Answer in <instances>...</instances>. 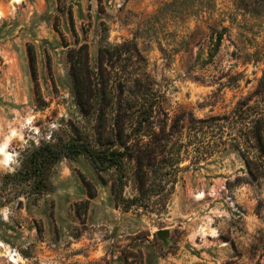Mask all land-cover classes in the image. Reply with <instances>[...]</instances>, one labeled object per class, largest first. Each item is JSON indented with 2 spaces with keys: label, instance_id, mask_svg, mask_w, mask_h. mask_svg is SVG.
Instances as JSON below:
<instances>
[{
  "label": "rangeland",
  "instance_id": "374dc122",
  "mask_svg": "<svg viewBox=\"0 0 264 264\" xmlns=\"http://www.w3.org/2000/svg\"><path fill=\"white\" fill-rule=\"evenodd\" d=\"M101 42L130 44L113 107L133 106L117 119L155 149L154 171L128 164L119 181L77 154L38 176L39 147L75 130L94 143L69 56L86 44L95 70ZM263 89L264 0H0V264H264V179L241 154L256 152L242 111Z\"/></svg>",
  "mask_w": 264,
  "mask_h": 264
},
{
  "label": "trees",
  "instance_id": "16d2710c",
  "mask_svg": "<svg viewBox=\"0 0 264 264\" xmlns=\"http://www.w3.org/2000/svg\"><path fill=\"white\" fill-rule=\"evenodd\" d=\"M122 49L127 52L132 50L129 43L112 46L107 42H101L98 50V65L95 70L90 66L86 44L80 47L78 56H73V54L69 56L71 57L70 74L75 87L77 103L85 117L94 118L96 121L94 127L95 140L93 143L88 137L81 135L79 130H75L73 132L75 136L64 143L59 142V145L49 143L39 147L34 151L31 158V161L35 163V173L38 176L46 169L52 168L54 164L63 158L73 157L77 154H86L99 173L115 168L121 173L119 181L127 173L128 164L133 166L132 171L138 177L141 175L148 176L151 171H154L151 168L157 162L156 157L153 156L155 149H147L146 145L138 138H132L131 135L126 133L125 126L120 124L117 119L126 114L125 108L132 109L133 106L125 107L118 104L115 109L113 107L114 97L112 95L111 86H113V82L111 76L116 72L115 57L117 58V53ZM31 69L33 75L36 76L35 61L32 58ZM135 82L138 86H143V83H147V78L142 74L141 77L136 78ZM99 98L104 102L97 101ZM262 99L253 106H248L246 111H242V113H245L246 118V137L248 141H253L254 145H250V147L256 151L251 153L248 149H245L241 152L247 167L248 178L253 182L264 179V96H262ZM112 112L114 118H112ZM137 112H139L138 116L146 115L145 111L140 108ZM110 119H114V121L108 125L107 122ZM138 125L143 127L141 120ZM107 128L110 129V134L114 137L112 141L106 139ZM39 183L41 185L38 189L41 190V187H44L41 177ZM85 184L88 196L93 198L96 195L93 184L86 181ZM144 187L145 185L141 187V192L144 191ZM112 192L115 199L122 200L121 203L124 209H130L132 205L137 204V198L124 199L120 190L112 189Z\"/></svg>",
  "mask_w": 264,
  "mask_h": 264
},
{
  "label": "bare ground",
  "instance_id": "6f19581e",
  "mask_svg": "<svg viewBox=\"0 0 264 264\" xmlns=\"http://www.w3.org/2000/svg\"><path fill=\"white\" fill-rule=\"evenodd\" d=\"M15 132H13V133H15ZM19 134H20V132H19ZM14 135H16V133ZM8 138H10V137H8ZM6 147H7V142L0 145V162H2L4 165H9L12 161V158H11V154L6 150Z\"/></svg>",
  "mask_w": 264,
  "mask_h": 264
},
{
  "label": "water",
  "instance_id": "95a60500",
  "mask_svg": "<svg viewBox=\"0 0 264 264\" xmlns=\"http://www.w3.org/2000/svg\"><path fill=\"white\" fill-rule=\"evenodd\" d=\"M165 234H167V231H162V232L159 233L160 236H163Z\"/></svg>",
  "mask_w": 264,
  "mask_h": 264
}]
</instances>
